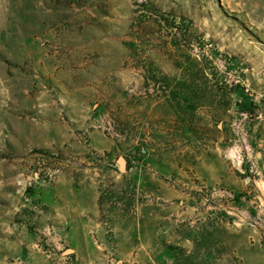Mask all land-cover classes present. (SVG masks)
<instances>
[{
    "label": "rangeland",
    "instance_id": "rangeland-1",
    "mask_svg": "<svg viewBox=\"0 0 264 264\" xmlns=\"http://www.w3.org/2000/svg\"><path fill=\"white\" fill-rule=\"evenodd\" d=\"M45 200L107 264H139L114 227L264 264V0H0V264L85 261Z\"/></svg>",
    "mask_w": 264,
    "mask_h": 264
},
{
    "label": "crops",
    "instance_id": "crops-1",
    "mask_svg": "<svg viewBox=\"0 0 264 264\" xmlns=\"http://www.w3.org/2000/svg\"><path fill=\"white\" fill-rule=\"evenodd\" d=\"M96 193V191H95ZM97 195V194H96ZM96 204H97V210L95 213L98 211V202H97V196H96ZM44 204L47 207H50V216L51 220H57L58 222L55 224H50L49 227L54 230L60 237H68L69 241L71 242L72 245V253H74L76 256H78L79 252L83 250V252L86 254L85 255V261L80 262V263H72V264H107L104 254L102 251L96 246H85V247H80L72 242V238L78 237L81 233L84 234L86 229L88 228L89 234L90 233H96L97 237H102L104 235V227L101 225V222L97 221L96 224L98 227L94 228L95 226L89 225L88 223H83L82 221L79 222L76 226L73 224L69 223L68 218L64 213H62L61 209L57 206H54L51 201L45 200ZM128 216V215H125ZM47 217V216H46ZM124 218V217H123ZM154 220V219H153ZM155 221V220H154ZM69 223V224H68ZM139 225V228L142 227L140 225V222H137ZM137 225V227H138ZM87 227V228H86ZM142 237V233L139 231L138 235H135L132 237L131 242L133 243L134 239ZM156 237V230H154V236L153 238ZM112 238H113V250L114 253H116L119 257H127L129 256L133 251H135V256L137 260H139V264H158V261H155V255L154 252L152 251L154 245L153 241H149L148 244L143 245L142 241L140 244H138V247L130 248V249H125L124 246L122 245L123 241H127V235H119L116 227L113 229L112 233ZM153 240V239H152ZM141 247V249H139ZM22 252H27L31 255L32 259L36 261L35 264H52L39 250L34 249L31 246H28V250L22 251ZM154 255V257H152ZM154 258V259H153Z\"/></svg>",
    "mask_w": 264,
    "mask_h": 264
},
{
    "label": "water",
    "instance_id": "water-1",
    "mask_svg": "<svg viewBox=\"0 0 264 264\" xmlns=\"http://www.w3.org/2000/svg\"><path fill=\"white\" fill-rule=\"evenodd\" d=\"M122 166H123V168H124V159H122Z\"/></svg>",
    "mask_w": 264,
    "mask_h": 264
},
{
    "label": "trees",
    "instance_id": "trees-1",
    "mask_svg": "<svg viewBox=\"0 0 264 264\" xmlns=\"http://www.w3.org/2000/svg\"><path fill=\"white\" fill-rule=\"evenodd\" d=\"M124 213H127V211H126V210H124Z\"/></svg>",
    "mask_w": 264,
    "mask_h": 264
}]
</instances>
